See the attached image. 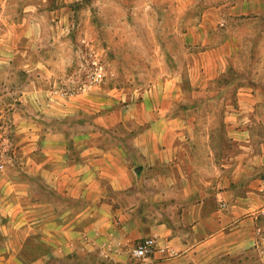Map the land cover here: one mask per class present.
I'll list each match as a JSON object with an SVG mask.
<instances>
[{"label":"crops","instance_id":"obj_1","mask_svg":"<svg viewBox=\"0 0 264 264\" xmlns=\"http://www.w3.org/2000/svg\"><path fill=\"white\" fill-rule=\"evenodd\" d=\"M177 16V67L161 45L139 102L112 105L100 92L59 103L44 75L28 79L26 103L12 108L17 136L5 139L0 264H204L254 252L264 264V143L255 152L252 136L264 126V73L227 80L243 51L264 47V0ZM152 237L166 251L135 261Z\"/></svg>","mask_w":264,"mask_h":264},{"label":"rangeland","instance_id":"obj_2","mask_svg":"<svg viewBox=\"0 0 264 264\" xmlns=\"http://www.w3.org/2000/svg\"><path fill=\"white\" fill-rule=\"evenodd\" d=\"M224 2L0 0V152L5 155L7 137L17 136L18 112L13 114L12 108L26 103L20 91L28 87V79L44 75L42 87L52 89L59 103L82 101L100 92L112 105L139 102L141 92L160 74L152 73L161 68V45L169 58V70L177 67L175 47L183 40L178 28L179 8L186 6L200 13ZM191 20L187 18L185 22ZM243 52V57L236 61L240 64L236 66L238 71L230 73L228 81L241 76V72L264 73V47ZM101 67L103 81L92 84V77ZM240 84H234V88ZM233 99L234 105H238L237 97ZM259 117L264 121V112ZM216 134L223 139V130H217ZM252 136L253 150L260 151L264 126L254 128ZM242 151L238 145L234 146L235 153ZM201 261L205 262V258ZM204 264H263V261L254 252L248 257L208 259Z\"/></svg>","mask_w":264,"mask_h":264},{"label":"built area","instance_id":"obj_3","mask_svg":"<svg viewBox=\"0 0 264 264\" xmlns=\"http://www.w3.org/2000/svg\"><path fill=\"white\" fill-rule=\"evenodd\" d=\"M104 77L103 68H98L97 72L92 77V84L102 82ZM5 165L3 162V154L0 152V172L3 171ZM165 252L166 248L162 246L159 239L156 237L148 238L138 243L132 250V257L139 262L150 257L155 252Z\"/></svg>","mask_w":264,"mask_h":264}]
</instances>
